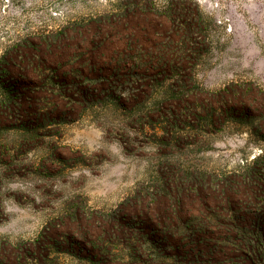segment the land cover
<instances>
[{
  "label": "rangeland",
  "instance_id": "rangeland-1",
  "mask_svg": "<svg viewBox=\"0 0 264 264\" xmlns=\"http://www.w3.org/2000/svg\"><path fill=\"white\" fill-rule=\"evenodd\" d=\"M0 264H264V0H0Z\"/></svg>",
  "mask_w": 264,
  "mask_h": 264
},
{
  "label": "trees",
  "instance_id": "trees-1",
  "mask_svg": "<svg viewBox=\"0 0 264 264\" xmlns=\"http://www.w3.org/2000/svg\"><path fill=\"white\" fill-rule=\"evenodd\" d=\"M119 54H121L120 61L118 62V63L120 64L121 61L124 60V54H125L124 48L121 49V52H120ZM99 85H102V83H100ZM77 90H79V92H80L84 97H86V95H87L86 87H82V86H81V87H80L79 89H77ZM10 108H11V107H10ZM11 109H12V108H11Z\"/></svg>",
  "mask_w": 264,
  "mask_h": 264
}]
</instances>
